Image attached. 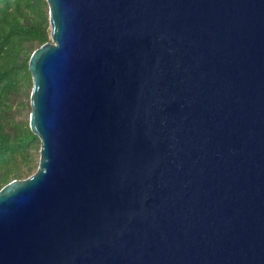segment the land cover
<instances>
[{
	"label": "water",
	"instance_id": "95a60500",
	"mask_svg": "<svg viewBox=\"0 0 264 264\" xmlns=\"http://www.w3.org/2000/svg\"><path fill=\"white\" fill-rule=\"evenodd\" d=\"M46 2L0 264H264V0Z\"/></svg>",
	"mask_w": 264,
	"mask_h": 264
},
{
	"label": "trees",
	"instance_id": "16d2710c",
	"mask_svg": "<svg viewBox=\"0 0 264 264\" xmlns=\"http://www.w3.org/2000/svg\"><path fill=\"white\" fill-rule=\"evenodd\" d=\"M46 0H0V189L22 175L40 142L29 123L15 118L13 100L32 84V53L51 42Z\"/></svg>",
	"mask_w": 264,
	"mask_h": 264
},
{
	"label": "rangeland",
	"instance_id": "374dc122",
	"mask_svg": "<svg viewBox=\"0 0 264 264\" xmlns=\"http://www.w3.org/2000/svg\"><path fill=\"white\" fill-rule=\"evenodd\" d=\"M48 17H49V11H48ZM32 90H33V83L32 84L28 83L22 89V93L16 96L13 100V105L15 109L14 110L15 118L19 123L22 124H25L27 122L29 123L30 115L32 112V106H31ZM40 148H41V142L35 144L32 147L30 156L23 165L22 175L19 178H16L15 180L21 181L28 179L37 172L40 162Z\"/></svg>",
	"mask_w": 264,
	"mask_h": 264
}]
</instances>
